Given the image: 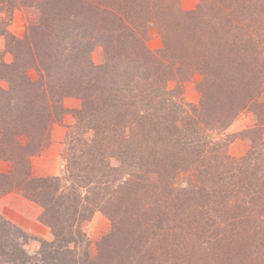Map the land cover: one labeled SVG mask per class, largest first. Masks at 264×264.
I'll return each mask as SVG.
<instances>
[{"label": "trees", "instance_id": "obj_1", "mask_svg": "<svg viewBox=\"0 0 264 264\" xmlns=\"http://www.w3.org/2000/svg\"><path fill=\"white\" fill-rule=\"evenodd\" d=\"M16 9L25 12L21 38L6 29ZM150 26L162 39L156 51ZM0 35L13 56L0 66V160L15 172L0 187L38 203L54 237L29 253L26 235L0 215V263L241 264L244 243L259 239L248 264H264V0H196L190 10L181 0H0ZM194 78L197 104L180 93ZM67 96L82 100L78 133L95 137L72 139L71 165L103 179V191L106 152L128 173L104 204L77 193L87 176L66 185L30 173ZM252 104L250 146L232 157L224 131ZM122 190L128 200H118ZM94 210L111 229L91 251L81 225Z\"/></svg>", "mask_w": 264, "mask_h": 264}, {"label": "rangeland", "instance_id": "obj_2", "mask_svg": "<svg viewBox=\"0 0 264 264\" xmlns=\"http://www.w3.org/2000/svg\"><path fill=\"white\" fill-rule=\"evenodd\" d=\"M196 5V0H181V6L185 10H190ZM25 12L16 9L13 12L11 22L7 25L6 29L8 33L14 37L21 38L25 30ZM162 39L156 27L150 26L147 37V46L150 50L156 51L161 47ZM92 60L95 64H99L102 57V50L100 47H96L92 52ZM13 59L12 53L7 46L6 39L3 35H0V66L2 62H11ZM31 77L36 78L37 74L34 70H31ZM198 78L186 81L181 85L180 93L182 94L185 101L191 104H197L200 99V94L197 89ZM0 87L7 88V83L4 80H0ZM169 88L175 87L174 81L168 82ZM178 87V86H177ZM264 94V93H263ZM262 94V95H263ZM264 96V95H263ZM262 97V96H261ZM260 99L258 100H261ZM62 104L65 108L63 115H57V121H54L50 127V136L47 140L46 145L39 151L36 155L30 158V173L33 177H51L58 176L61 178V183L68 185L74 181L80 184L83 181V177H89L86 184L83 185L77 193L85 196H91L95 198L103 199L100 201L101 204L105 203V200L112 198V190L115 186L120 185L125 177H127L126 172L121 169L119 160H116V155L111 152H106L105 162L107 167L111 169V179L108 178L106 183V189L103 191L101 188L102 180L101 178H94L92 171H90V176L85 173L88 169L83 167L80 170L79 163L76 165L69 162L68 158L70 156L79 155L78 148L71 151V146L75 141V145H81V142L92 141L93 133L91 130H87L84 133H78L83 131L76 126L79 125L80 114L74 113L82 106L81 98L77 96H67L62 100ZM257 104H252L251 108H246L242 110L230 123V125L225 129L224 134L230 135L232 137L231 142L227 146V152L230 156L238 158L246 153L250 146V140L247 139V135L243 132L245 129L252 127L257 123L255 119L254 112L256 111ZM73 139V142H71ZM103 142V141H102ZM105 145V142H103ZM119 155H121V150L117 149ZM72 160V159H71ZM12 165L9 161L0 160V184L2 180H6L3 175L15 174L11 171ZM120 169V171H119ZM78 170V171H76ZM84 174H83V173ZM13 173V174H12ZM20 173V172H19ZM72 175H74L72 177ZM83 175V177H82ZM82 179V180H81ZM112 180H115L112 182ZM5 184L0 187V215L3 216L11 224L19 227L21 231L26 235L24 237L25 242L24 247L29 253H35L41 245V241H52L53 231L46 225L40 218L42 215V207L33 201L25 192L14 189V184ZM126 186V185H125ZM125 188V187H123ZM68 189L66 190V193ZM88 190V192H87ZM116 194L113 193V195ZM118 200H128L130 198L126 191H120L118 193ZM83 198V197H82ZM137 198V197H136ZM148 198V197H146ZM111 229V222L106 216V214L101 211L94 210L88 220L83 221L81 225V230L85 233L87 239L90 241L89 249L94 251L95 243ZM260 237V235H259ZM251 240V239H250ZM244 243L245 248H242V253L246 256L241 260V264L253 263L254 252L258 255V243L257 241H250ZM254 242L253 244H250ZM250 244V245H249ZM257 246V247H256ZM264 251V250H263ZM262 251V252H263ZM228 261V258L226 259ZM225 261V262H226ZM230 261L234 264L235 260L230 257ZM224 262V263H225ZM3 262L1 261L0 264ZM256 264H259V260H256ZM216 264V263H213ZM223 264V262H222Z\"/></svg>", "mask_w": 264, "mask_h": 264}]
</instances>
